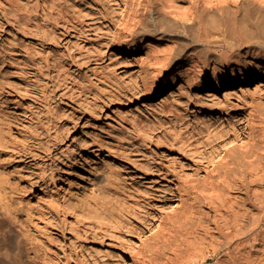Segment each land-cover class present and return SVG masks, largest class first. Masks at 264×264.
<instances>
[{
  "label": "bare ground",
  "instance_id": "obj_1",
  "mask_svg": "<svg viewBox=\"0 0 264 264\" xmlns=\"http://www.w3.org/2000/svg\"><path fill=\"white\" fill-rule=\"evenodd\" d=\"M236 1L34 0L41 23L16 29L37 41L66 37L55 52L22 38L19 48L0 43V64L15 70L25 93L36 89L38 104L14 90L3 98L40 117L46 135L9 140L0 116V264H206L212 257L214 264H264V0ZM95 31L108 36L109 60L123 66L119 76L136 106L123 142L98 135L86 118L58 152L53 144L71 130L58 124L59 114L72 128L79 120L61 105L81 93L67 59L72 51L77 62L98 61L106 48L92 40ZM89 99L81 104L93 111ZM166 102L174 110L168 115ZM95 159L104 160L98 179L106 200L126 188L136 193L132 218L110 224L58 199L71 167ZM162 163L172 182L161 177ZM33 191L51 196L38 226L24 197ZM234 191L248 203L232 206ZM152 234L164 242L147 253Z\"/></svg>",
  "mask_w": 264,
  "mask_h": 264
},
{
  "label": "rangeland",
  "instance_id": "obj_2",
  "mask_svg": "<svg viewBox=\"0 0 264 264\" xmlns=\"http://www.w3.org/2000/svg\"><path fill=\"white\" fill-rule=\"evenodd\" d=\"M32 3H34V0H7L6 5L2 6L4 12L2 16L0 15V22L2 25L0 28V43L3 44V46H7L8 43L14 44L16 48H19L22 45V39H27L35 43L37 42V44L47 48L46 51L50 50L52 52L54 50L55 52V50H58L60 47L59 42L62 41V44L65 42V40L63 41V38L66 36L62 38H56L50 35L46 36L39 34L42 36V38L41 40L37 41V38L23 36L22 33L16 29V24L18 23L22 25L27 23L25 26H28V23H30L29 26H35L36 24L38 25L41 23L40 19L37 18L36 15H33L34 13H32ZM235 4L255 3L254 0H237ZM107 10L109 13L113 14L111 8H108ZM91 36L92 40L100 43L106 48V53L104 55L100 54L99 60L96 62H91L90 64L77 62L76 58H73V52L70 51L69 53V59H67L66 66L71 70H74V83H77V86L79 87L78 89L81 93L78 96L76 94L72 97H64L61 105H63L62 107L65 109L73 111L75 113L74 118L78 117L79 120L75 122L76 128H72V119L67 117L66 113L59 114L58 124L60 126L63 125L62 127L69 126L71 130L69 132V136L66 139L57 141L55 144H53L52 148L58 149V152L64 150L65 147L71 143L74 133H77L79 127H81L86 121V118H91V120L94 122L98 135L111 136L113 138L115 137V139L121 140L123 142L124 140L122 139V136L125 135L122 134V130L128 127V112L136 106L135 100L130 98L134 94L132 89L119 76L122 72V70L120 71V68L123 69V66H112L113 63L109 60L112 47L110 45V41H108V36L97 31H95ZM24 89V84L21 83V80L15 73V70L6 65L0 64V116L6 122V125L3 126V133L9 140H16L17 142H21L22 135L34 136L36 141H44L46 135L42 126L43 121L39 122L40 117L38 119L37 117L32 116L30 119L28 115L22 114L20 109H14L13 106L7 103L3 98L4 92L2 91L14 90L22 96L24 95L27 103L31 102L33 103V106H36L38 102L33 96V94L36 92V89L28 88V93H25ZM85 97L88 99L90 98L89 100H91L93 105H95L96 108L93 111L83 108L81 100ZM162 98L163 97L159 98V100ZM167 103L168 102L163 105V109L165 111L164 113L166 115L173 113L174 111H171L172 107L167 105ZM148 128L154 129V124L141 123V129ZM132 136L134 140H137L139 139L140 134L137 133L133 134ZM149 146L151 148L154 147L152 144ZM103 163L104 160L102 159L85 161L83 164L75 163L71 167L69 174H67L64 178L62 186L58 187V199L63 204L64 199H67L68 204L71 205V207L77 208L79 210L85 209L88 211L90 216L94 218H96V214L101 215V217L108 216L109 218L107 217L106 219L109 220L110 224H112L111 222L113 219V221H115V218L116 220L122 221H125L130 217L132 218L134 207H138V204L136 203V193L133 190L126 188L123 189L121 195H119L116 200H106L105 191L107 188L104 183L100 182L98 179V176L102 173L101 171ZM195 163L197 169H204L207 172L210 171V168H208V166H203L200 161H195ZM161 169V177L171 181V172L167 166L162 163ZM25 185V183H22L21 187L26 188ZM24 197L26 202L29 201V213L30 220L32 222L31 224L37 226L40 225L42 221L44 222L45 215L48 213V211H50V194L48 192L41 194L39 192L33 191V196H30V194L27 192ZM232 197L233 200L230 202V204L235 202L231 204L232 206L236 204L234 205L235 208L238 206L237 204H239L238 207H241L242 204L248 203V196H246L243 191L242 194L240 191H234ZM184 203L186 204L185 201L181 203L182 209L186 207ZM167 219L168 217L166 218V221ZM163 242L164 240L162 241V239L157 237L156 234H152L146 243L144 251L147 253H154L158 246L162 247ZM217 259V257L215 259L212 257L207 260L206 264H214Z\"/></svg>",
  "mask_w": 264,
  "mask_h": 264
}]
</instances>
